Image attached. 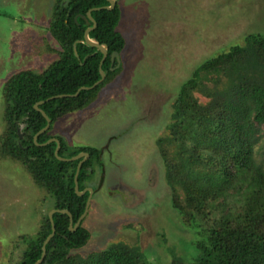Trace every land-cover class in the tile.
Wrapping results in <instances>:
<instances>
[{"label": "trees", "instance_id": "16d2710c", "mask_svg": "<svg viewBox=\"0 0 264 264\" xmlns=\"http://www.w3.org/2000/svg\"><path fill=\"white\" fill-rule=\"evenodd\" d=\"M107 5L108 0H55L48 30L58 43L54 49L58 58L43 71L13 73L4 84L0 156L20 163L36 185L55 198L41 214L37 232L20 236L26 247L16 264H35L41 258L44 241L52 232V209H68L75 225L89 196L88 191L81 196L75 190L80 159L62 161L55 154L57 143H44L57 137L62 157L89 153L78 177L80 191L88 187L96 167L101 176L94 191L104 183L103 149L70 145L53 129L61 117L95 102L122 72L121 64L111 70L112 53L121 54L127 44L117 29L122 9L119 1L114 9ZM90 9L96 22L90 36L109 47L102 64L106 78L77 96L49 99L74 94L101 79L103 53L80 41L93 25ZM197 93L208 101L201 102ZM39 101H45L39 107L52 122L36 142L35 135L47 124L34 107ZM167 130L157 146L172 190V206L208 239V245L199 244L202 253L193 262L175 258L172 264H264V165L256 158V146L264 136V33H250L244 45L197 66L178 92ZM53 220L56 233L41 264H152L139 246L124 242L88 255L74 252L88 243L89 229L82 221L71 230L67 213L55 212Z\"/></svg>", "mask_w": 264, "mask_h": 264}, {"label": "rangeland", "instance_id": "374dc122", "mask_svg": "<svg viewBox=\"0 0 264 264\" xmlns=\"http://www.w3.org/2000/svg\"><path fill=\"white\" fill-rule=\"evenodd\" d=\"M118 1L117 29L127 41L122 72L95 102L61 117L53 129L70 145L104 150V185L83 220L91 236L74 252L88 255L124 242L139 246L152 264L191 263L208 239L173 208L157 140L168 133L173 103L197 66L244 45L250 33H264V0ZM54 2L0 0V135L7 79L24 69L43 71L58 58L48 30ZM112 134L120 137L105 150ZM256 155L264 165V136ZM95 170L93 189L101 176ZM54 201L20 163L0 156V264H16L26 247L20 236L37 232Z\"/></svg>", "mask_w": 264, "mask_h": 264}, {"label": "water", "instance_id": "95a60500", "mask_svg": "<svg viewBox=\"0 0 264 264\" xmlns=\"http://www.w3.org/2000/svg\"><path fill=\"white\" fill-rule=\"evenodd\" d=\"M108 1H109V5L105 6V8H107V9H114L115 6L118 3V0H108ZM92 11H93V9H90L88 11V17H89V19L91 21H93V25L86 29L85 35H84V39L80 40V41L85 42L86 44H88L90 46L97 47L103 53V58L101 60V65H100L101 79L99 78V80L97 82H95L92 86H82V87H80L78 89V91L76 93H74V94H60V95H55L53 97H50L49 99L58 98V97H67V96H77L81 90L93 89L94 87H96L99 83H101L106 78V72L103 70L102 64L105 61V59L108 57L109 47H108V45L106 43H100L97 39L92 38L90 36V32L96 27V22L94 21V19L92 17ZM83 17H85V16H83ZM76 54H77V51H76ZM111 61H112L111 70L113 71L116 68H118L120 66V64H121V54L118 51H114L112 53V55H111ZM116 61H117V65L114 66V63ZM44 102L45 101H39L34 106L47 119L46 126L44 128H42L34 137V140L36 142H37V138H38V136L40 134H42V133L46 132L47 130H49V128L51 126V122H52L51 118H49L47 113L43 109H41L39 107V105L44 103ZM20 136L22 137L21 133H20ZM51 142H56L57 143V148H56L55 154L58 157V159H60L62 161H74V160L80 159V162H79L78 167H77L76 175H75V190L81 196L86 194V192L88 191L89 192V196H88V200H87V203H86L85 211L81 215V217L78 219V221L75 223V225L73 223L72 213L68 209H62V210L61 209H52L49 212V217H50V220L52 222V232L50 233V235L44 241V244H43V247H42L43 248L42 256H41V258L39 260L36 261L35 264H41L42 261L45 259V256H46V253H47L46 245L50 242V240L54 237V235L56 233V227H55L54 220H53V214L55 212L67 213L69 215V217H70V229L73 230V231L76 230L81 225L82 221L84 220V218L87 216V214L89 212V207H90L91 200H92L93 193H94V189L92 187H87V188H85L82 191H80V189H79V179H78L79 173H80V170L82 168L83 162L86 161L89 158V156H90L89 153L81 152V153H79V154H77L76 156H73V157H62V156L59 155V151H60V148H61V141L57 137H53L50 140H48L46 143H44L43 145L51 143Z\"/></svg>", "mask_w": 264, "mask_h": 264}, {"label": "flooded vegetation", "instance_id": "af4514ba", "mask_svg": "<svg viewBox=\"0 0 264 264\" xmlns=\"http://www.w3.org/2000/svg\"><path fill=\"white\" fill-rule=\"evenodd\" d=\"M125 133H126V131H125V129H124L123 133H121L120 136L123 137V136L125 135ZM120 136H117V135H114V134L109 135V137L107 138V141H106L105 145L103 146L104 149L106 150V149L110 148V146L112 145V143H113L117 138H119ZM95 147H96V146H95ZM98 148H99V147H98ZM103 156H104V150H103ZM103 156H102V157H103ZM103 162H104V161H103ZM104 165H105V164H104ZM104 167H105V166H104ZM104 181H105V178H104ZM103 185H104V183H103ZM103 185H102L101 188H103ZM88 187H91V184H90V183H89ZM101 188H100L98 191H94L93 196H95L96 193H98V192L101 190Z\"/></svg>", "mask_w": 264, "mask_h": 264}]
</instances>
